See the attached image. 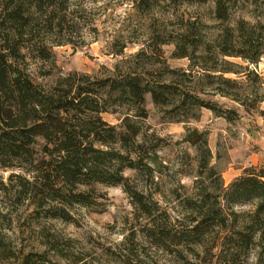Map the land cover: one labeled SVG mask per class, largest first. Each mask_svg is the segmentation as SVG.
Instances as JSON below:
<instances>
[{
    "label": "trees",
    "instance_id": "obj_1",
    "mask_svg": "<svg viewBox=\"0 0 264 264\" xmlns=\"http://www.w3.org/2000/svg\"><path fill=\"white\" fill-rule=\"evenodd\" d=\"M81 1L0 0V169L11 171L0 177V193L29 209L23 225L39 235L26 248L0 234V261L86 264L75 239L40 222L76 223L74 208L95 206V186L103 185L119 186L131 205L127 232L114 247H101L108 264H264V167L246 168L222 186L207 132L185 127L180 142L194 150L192 184H166L158 150L169 141L144 124L145 95L170 121L194 119L199 108L236 118L234 109L200 95L247 106L243 84H261L248 65L264 54V0L248 1L260 12L246 17L232 16L239 0H211L210 23L183 13L170 29L153 21L125 66L102 76L56 65L54 46H83V29L96 32ZM126 1L140 13L151 8V0ZM131 42L113 36L108 52L120 56ZM166 44L172 57L187 60L185 68L166 63ZM34 75L53 80L41 84ZM102 113L118 114V122ZM242 205L252 209L234 208Z\"/></svg>",
    "mask_w": 264,
    "mask_h": 264
},
{
    "label": "rangeland",
    "instance_id": "obj_2",
    "mask_svg": "<svg viewBox=\"0 0 264 264\" xmlns=\"http://www.w3.org/2000/svg\"><path fill=\"white\" fill-rule=\"evenodd\" d=\"M251 0H239L232 7V16L255 15L259 9L252 7ZM81 4L88 11L96 27V32L86 28L82 36L87 40L83 46L70 44L54 46L57 68L62 73L77 71L91 75L102 76L113 72L115 66L123 68L122 60L135 52L146 38L151 22L166 24L167 28L175 26V16L179 13L187 17H198L210 23L211 0L204 4L193 1L190 4L176 6L169 0H151V8L143 13L137 12L126 0H82ZM246 6V12L243 8ZM244 10V11H245ZM124 36L133 42L128 43L120 56L112 55L108 51V41L113 36ZM95 37L92 40V37ZM162 56L170 67L185 68V58L171 56L172 45L161 47ZM228 60L242 65L246 63L237 57H228ZM261 78L259 87L254 82H245L242 89L247 94L246 107L218 94H202V98L210 100L223 108L236 111V118L227 121L215 116L210 110L199 108L197 117L186 122L170 121L162 116V112L155 107L148 95H145L147 118L144 124L157 135L169 141V144L158 150L162 170L161 180L168 184L172 180H179L189 189L194 175L193 147L180 142L185 127L205 130L206 140L210 151V164L220 174L222 186H226L233 178L243 173L244 169L264 167V54L258 62L248 65ZM235 77L232 74H225ZM35 81L49 84L52 77H37ZM102 118L109 123H117L118 114L102 113ZM10 170H1L0 177L6 181ZM124 174L132 177L130 170ZM159 178V177H158ZM96 192L100 194L97 204L93 207L74 208L76 223H67L60 220L41 221L51 230L60 235L71 237L76 241L78 252L82 254L86 264H108L102 254L101 247H114L127 232V218L130 215L131 205L126 194L119 186L96 185ZM236 210H251L250 205L234 207ZM29 209L17 208L8 196L0 193V234L14 246H32L39 238L36 230L26 228L24 218ZM39 225V224H38ZM59 264H67L57 259ZM0 264H16L15 261H0ZM111 264V263H110Z\"/></svg>",
    "mask_w": 264,
    "mask_h": 264
}]
</instances>
